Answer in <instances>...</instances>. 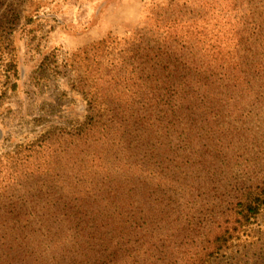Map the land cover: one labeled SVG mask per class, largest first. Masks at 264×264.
<instances>
[{
    "label": "trees",
    "instance_id": "obj_1",
    "mask_svg": "<svg viewBox=\"0 0 264 264\" xmlns=\"http://www.w3.org/2000/svg\"><path fill=\"white\" fill-rule=\"evenodd\" d=\"M188 1L64 63L88 113L0 153V264H264V0Z\"/></svg>",
    "mask_w": 264,
    "mask_h": 264
},
{
    "label": "rangeland",
    "instance_id": "obj_2",
    "mask_svg": "<svg viewBox=\"0 0 264 264\" xmlns=\"http://www.w3.org/2000/svg\"><path fill=\"white\" fill-rule=\"evenodd\" d=\"M112 1L0 0V153L52 126L83 120L87 106L68 85L64 63L74 61L99 29L136 27L151 16L137 24L118 22L116 13H104ZM193 4L187 3L186 12L198 17L217 0H200L196 12ZM47 56L48 67L43 64ZM226 262L223 255L214 264Z\"/></svg>",
    "mask_w": 264,
    "mask_h": 264
},
{
    "label": "crops",
    "instance_id": "obj_3",
    "mask_svg": "<svg viewBox=\"0 0 264 264\" xmlns=\"http://www.w3.org/2000/svg\"><path fill=\"white\" fill-rule=\"evenodd\" d=\"M166 1V0H164ZM194 3L195 12L201 6H198V2L200 0H189L188 2ZM153 1L152 0H115L110 3V5L106 8L105 12L108 13H116V17H118V22L123 23H133L137 24L142 21V19L146 18L152 13ZM126 13H131L130 15H126ZM105 14V15H106ZM117 25L116 23L114 26ZM110 28V27H108Z\"/></svg>",
    "mask_w": 264,
    "mask_h": 264
}]
</instances>
